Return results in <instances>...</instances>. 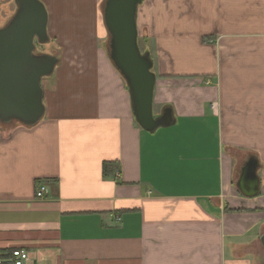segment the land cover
<instances>
[{"label":"crops","instance_id":"1","mask_svg":"<svg viewBox=\"0 0 264 264\" xmlns=\"http://www.w3.org/2000/svg\"><path fill=\"white\" fill-rule=\"evenodd\" d=\"M39 1L52 49L41 53L58 62L41 82L40 121L0 125V257L264 264V0L138 7L156 76L153 111L168 107L175 121L152 133L135 123L107 57L103 0ZM0 7L5 26L15 6ZM249 158L260 180L253 198L236 188ZM40 185L47 194L37 199Z\"/></svg>","mask_w":264,"mask_h":264},{"label":"water","instance_id":"2","mask_svg":"<svg viewBox=\"0 0 264 264\" xmlns=\"http://www.w3.org/2000/svg\"><path fill=\"white\" fill-rule=\"evenodd\" d=\"M16 10L0 28V125L30 127L44 115L41 79L52 74L58 59L36 54V45L47 44V11L39 0H12ZM145 0H104L103 24L107 31L106 53L125 82L131 112L137 126L152 133L169 128L175 121L170 108L153 111L156 76L149 51L138 45L137 12ZM258 162L249 158L236 183L247 198L259 194ZM264 233L260 241L264 245Z\"/></svg>","mask_w":264,"mask_h":264},{"label":"built area","instance_id":"3","mask_svg":"<svg viewBox=\"0 0 264 264\" xmlns=\"http://www.w3.org/2000/svg\"><path fill=\"white\" fill-rule=\"evenodd\" d=\"M47 194L45 185H40L37 192L36 198L41 199ZM28 260L27 252L23 250H13L5 257H0V264H23Z\"/></svg>","mask_w":264,"mask_h":264},{"label":"rangeland","instance_id":"4","mask_svg":"<svg viewBox=\"0 0 264 264\" xmlns=\"http://www.w3.org/2000/svg\"><path fill=\"white\" fill-rule=\"evenodd\" d=\"M4 6H5V4L4 5H2L1 7H3L4 8ZM0 7V8H1ZM3 8H2V10H3ZM15 8V7H14ZM1 10V11H2ZM15 10V9H14ZM14 13H15V11H14ZM13 13V14H14ZM2 27H4V22L2 23L1 22V20H0V28H2ZM138 45H139V48H140V50H141V52H144L145 50L146 51H148L147 49H148V47H147V45L146 46H144V44H143V38H142V35H140V37H139V41H138ZM47 47L48 46H46L45 44H43V45H37V47H36V50H35V52H46V53H51L52 52V49H47ZM45 49V50H44ZM62 49H57V54H55V56H60L61 57V54H62ZM53 54V53H52ZM65 54H67V51H66V53ZM46 79V77H44V78H42L41 79V82L42 81H44ZM41 82H40V84H41Z\"/></svg>","mask_w":264,"mask_h":264},{"label":"trees","instance_id":"5","mask_svg":"<svg viewBox=\"0 0 264 264\" xmlns=\"http://www.w3.org/2000/svg\"><path fill=\"white\" fill-rule=\"evenodd\" d=\"M103 2H104V0H103L102 3H101L102 6H103ZM101 10H102V9H101ZM101 13H102V12H101ZM12 16H13V15H12ZM12 16H11V17H12ZM7 23H8V22H7ZM142 38H143V44H144V46H146L147 44H146V41H145V37L143 36ZM138 41H139V36H138ZM145 51H146V50H145ZM108 168H109V166L105 165L104 168H103V169H104L103 172L106 173V171H107ZM8 254H9V253H8ZM8 254H7V255H8Z\"/></svg>","mask_w":264,"mask_h":264},{"label":"flooded vegetation","instance_id":"6","mask_svg":"<svg viewBox=\"0 0 264 264\" xmlns=\"http://www.w3.org/2000/svg\"><path fill=\"white\" fill-rule=\"evenodd\" d=\"M15 6V5H14ZM15 10H16V7H15ZM38 45V44H37ZM37 45H36V47H37ZM36 50V49H35ZM36 54H39L40 52H35ZM40 54H42V53H40Z\"/></svg>","mask_w":264,"mask_h":264},{"label":"bare ground","instance_id":"7","mask_svg":"<svg viewBox=\"0 0 264 264\" xmlns=\"http://www.w3.org/2000/svg\"><path fill=\"white\" fill-rule=\"evenodd\" d=\"M101 9H102V6H101ZM102 11V10H101Z\"/></svg>","mask_w":264,"mask_h":264}]
</instances>
